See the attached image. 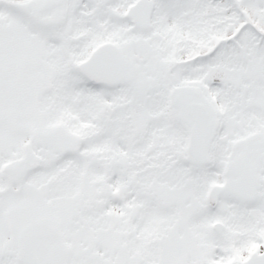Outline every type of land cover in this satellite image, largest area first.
I'll use <instances>...</instances> for the list:
<instances>
[{"label":"snow or ice","instance_id":"obj_1","mask_svg":"<svg viewBox=\"0 0 264 264\" xmlns=\"http://www.w3.org/2000/svg\"><path fill=\"white\" fill-rule=\"evenodd\" d=\"M0 264H264V0H0Z\"/></svg>","mask_w":264,"mask_h":264}]
</instances>
